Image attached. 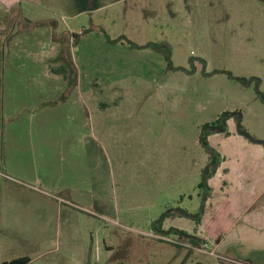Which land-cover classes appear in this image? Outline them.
I'll return each mask as SVG.
<instances>
[{"label": "rangeland", "instance_id": "obj_1", "mask_svg": "<svg viewBox=\"0 0 264 264\" xmlns=\"http://www.w3.org/2000/svg\"><path fill=\"white\" fill-rule=\"evenodd\" d=\"M19 2L8 15L0 5V44L9 55L7 63L20 66L6 70V77L21 80L20 93H40L43 102L64 78H79L87 95L83 101L96 118L102 115V102L104 111L116 117L105 132L84 137L97 165L91 164L82 177L73 176L75 165L62 166L66 161L57 159L60 166L38 153L36 147L55 142L56 135L35 133L27 111L25 133L22 129L24 134L14 140L11 135L10 150L0 140V173L5 172L1 160L19 158L24 161L20 173L10 175L40 192L32 182L36 166L58 165L59 173L55 167L50 173L55 183L84 191L81 197L47 190L48 200L36 204L25 197L6 202L0 195L3 229L19 216L25 225L1 238L0 264L23 257L28 264H216L215 257L167 239L180 238L171 228L192 235L197 228L195 219L181 217L180 211L195 215L200 209L192 208L203 205L202 177L190 178L210 163L199 142L203 125L239 112L246 130L264 136L259 94L264 96V0ZM150 43L170 48L172 68L163 53L144 47ZM77 100L59 111H83L81 98L75 105ZM31 106L25 103L26 109ZM10 128L18 133V123L11 122ZM98 142L106 144V156ZM147 148L155 161L150 168L144 160ZM71 153L73 162L81 160L80 152ZM162 161L168 166H161ZM83 180L91 187H82ZM100 182L106 184L103 193L96 190ZM56 209L64 210L61 223ZM165 214L164 232L156 222ZM52 216L55 222L46 229ZM1 229L0 224V233H6ZM33 238L41 241L39 246Z\"/></svg>", "mask_w": 264, "mask_h": 264}, {"label": "crops", "instance_id": "obj_2", "mask_svg": "<svg viewBox=\"0 0 264 264\" xmlns=\"http://www.w3.org/2000/svg\"><path fill=\"white\" fill-rule=\"evenodd\" d=\"M19 1L0 0V5L4 7V14L8 15L9 11H11L10 9L17 7L21 3ZM8 60L9 55L6 57L5 51L0 44V140L2 141L3 139L4 141V149L10 150L12 145H10L11 142L9 140L12 137L14 140L17 135L20 137V133H23V131L25 133L24 129L26 128L24 124L27 121L23 120V117L26 116L27 111L35 133L44 134L49 132L50 134L56 135L55 142H42L43 146L36 147V150L39 151L38 153L50 156L49 161L55 159L66 161L62 166L68 164L73 167L75 165L74 174H76L73 176H84V173L89 172L91 164L94 167L97 165L96 162H93L95 158L91 162L90 154L87 152L89 151V146L84 139L89 138L91 133L101 134L102 130L105 132L110 128L108 125L111 123V119L116 117V113L104 111L106 105L102 104L104 103L102 102L100 104V112L102 115L96 118L94 113L90 111L86 101H83V98H87V95L86 97L84 96V91L80 87L79 78L72 80L64 78L65 82L59 84L58 88H55V92L52 93L50 91L49 96L44 102L41 101L40 93H34L26 97L23 90L20 93L19 86H22L21 80H9L6 77V70L18 69L20 67L19 64L13 67L10 63H7ZM69 65L72 70H78L74 63H69ZM75 97L78 98L75 105L79 101V97L81 98L82 108H85L83 111L76 110L69 113L59 111V108L62 106H67L73 102ZM27 101L32 106L26 109L25 103ZM46 104H49V106H46ZM42 105H44L43 110ZM243 120L244 114L242 115L241 113V121L243 122ZM11 122H14V125L18 123V133H11ZM113 122L115 121L113 120ZM227 127L228 135L215 133L208 137V142L218 154L219 160L214 173L208 179V190L203 196V205L200 208L197 206L192 208L200 209L196 211L195 216L201 213L200 211L203 209L199 220H195L197 225L196 231L193 235L188 232L186 233L194 236L199 241L208 240L211 244L209 245L210 250L215 249L216 254L235 262L220 261V259L215 257L216 264H264V144L252 142L247 137L239 134L238 122L235 118L228 120ZM247 131L252 138L264 141V136L258 133H252L249 130ZM11 135L13 136L11 137ZM85 136L86 138H84ZM99 140L102 141V137ZM98 144L101 146L100 150L103 155L106 156V144H102L101 142H98ZM76 151L81 154V160L79 162H73L75 156L71 152ZM98 154L100 153L97 151ZM5 160L6 158L3 161L1 160L5 172H1L2 174L0 175V195L1 199L4 200L5 198L6 202L10 199L13 202H17L19 198L22 199L25 197L26 199L32 200L33 204L41 203L42 198L48 200L47 197H49L48 193L50 192H46L47 190L66 192L69 194L77 192V195L84 197V191L78 188H72L71 186H63L65 185L64 181L57 184L52 179L50 173H53L55 168H57L58 173L60 171L59 167L61 165L58 160L60 166L56 165L55 167L50 164L49 167L36 166V174H33L32 182L37 185H33V187H39L40 192L28 188L27 183L12 176V174L10 175V173L19 174L20 166H22V162L24 163V161L19 158L16 160ZM144 160L146 168L155 165L154 157L150 154V148H147V154ZM165 163L164 161L160 162L161 166H168ZM196 163L198 164L199 162ZM196 163L192 165L196 166ZM185 165L183 161V169ZM39 171H45V175L40 176ZM196 171L195 176L191 175L190 178L193 177L192 179L198 180L199 177H202L204 170H200L202 173H199L198 169ZM166 174L168 175V173ZM81 183L82 187L83 185L91 187L89 181L87 184V180L85 182L83 180ZM105 187L106 184L100 182L96 186V190L103 193ZM47 206L49 205H44L45 209ZM63 216L64 210L56 209V218L62 217L60 223L63 220ZM69 216L70 221L72 215L69 214ZM54 219L55 217L52 216L53 221L49 220L46 223V229L55 222ZM64 220L65 223L68 221L67 212L65 213ZM11 221L9 220L5 223L4 229H6V233H0V247L1 238L3 236L7 237L6 234L9 233V229L21 230L22 227H25L20 216L16 219L12 218ZM28 222H31V220L25 223L27 226L30 225ZM0 224L2 225L1 231H3V218H1ZM164 224L160 230L165 232L167 229L164 228ZM171 230L174 232H185V230L181 229L171 228ZM176 233L178 234V232ZM16 239L22 241V238L19 236ZM33 240L37 246L40 245L41 241L37 242L35 238ZM189 260H191L190 257ZM6 262L9 261L3 260V264ZM198 264L207 263L200 262Z\"/></svg>", "mask_w": 264, "mask_h": 264}, {"label": "trees", "instance_id": "obj_3", "mask_svg": "<svg viewBox=\"0 0 264 264\" xmlns=\"http://www.w3.org/2000/svg\"><path fill=\"white\" fill-rule=\"evenodd\" d=\"M130 46L132 48H138V46H136L133 43H130ZM145 48H151L153 50H155L156 52L159 53H163L165 55L166 61L168 63V67L172 68V60H171V51L170 48L167 45L164 44H156V43H150L146 46H144ZM243 84H248L250 81L246 80V79H239ZM256 80V79H255ZM260 94L261 99L264 101V96ZM235 118L238 122V133L247 137L249 140H251L252 142H257V143H262L264 144V141H259L257 139H254L251 137V135L248 133V131L244 128V126L241 124V113L237 112L235 114L232 113H224L222 114L218 119H216L215 121L211 122V123H206L203 125L202 127V133L200 136V142L203 145V147L207 150V152L210 154V163L207 166V168L203 171V175H202V182L199 184L198 188L200 190H204L205 194L206 191L208 190V179L212 176V174L215 171L216 168V164L218 163V154L216 153V151L210 146L209 142H208V137L212 134L215 133H224L226 135L229 134L228 132V127H227V122L228 120H230L231 118ZM203 209H201V213H202ZM181 217H186V218H193L195 220H199L200 214L195 215H191L186 211H180ZM167 218V214L163 215L157 222L156 224L160 227V229L162 228L163 225V220ZM178 232L179 236L182 238H187L189 239L193 244H200L201 241H199L198 239H196L194 236L189 235L186 232H182V231H176ZM30 262V260L26 257L23 258H19V259H15L9 262H6L4 264H28Z\"/></svg>", "mask_w": 264, "mask_h": 264}, {"label": "built area", "instance_id": "obj_4", "mask_svg": "<svg viewBox=\"0 0 264 264\" xmlns=\"http://www.w3.org/2000/svg\"><path fill=\"white\" fill-rule=\"evenodd\" d=\"M0 175H1V173H0ZM161 239L166 241V238H161ZM167 241L169 243L176 245V246H179V247H185V248H188L189 250L196 251L198 253L208 254L210 256L217 257V258L221 259L222 261L234 262L230 259H227L225 257H222V256L216 254L215 249L210 250L209 244L207 242H203L200 244H193L189 239L182 238V237H180L179 239L168 238ZM239 264H243V263H239Z\"/></svg>", "mask_w": 264, "mask_h": 264}]
</instances>
